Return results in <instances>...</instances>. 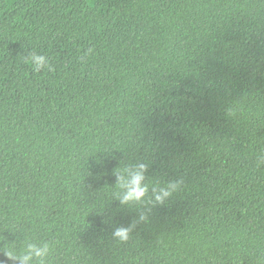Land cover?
Masks as SVG:
<instances>
[{"label":"trees","instance_id":"1","mask_svg":"<svg viewBox=\"0 0 264 264\" xmlns=\"http://www.w3.org/2000/svg\"><path fill=\"white\" fill-rule=\"evenodd\" d=\"M141 163L148 195L122 206ZM29 244L45 264H264V0H0V264Z\"/></svg>","mask_w":264,"mask_h":264},{"label":"clouds","instance_id":"2","mask_svg":"<svg viewBox=\"0 0 264 264\" xmlns=\"http://www.w3.org/2000/svg\"><path fill=\"white\" fill-rule=\"evenodd\" d=\"M28 59L32 64L33 71L37 73L42 70H52L51 63L45 55L33 52ZM147 171L148 166L141 163L135 167L125 168L117 174V188L119 189L117 199L122 206L144 202L149 192V186L145 183ZM181 183V181L177 180L168 182L163 187H153L152 194L155 203L164 204L179 189ZM147 219L148 214L142 213L139 220L134 221L129 227L117 228L113 233L114 237L120 242L128 241L136 225ZM5 253L9 259L18 261V264H31L33 258H40L41 264H45L43 258L47 257L49 247L47 244L42 247L36 244H29L27 250L21 255H17L11 248L7 249Z\"/></svg>","mask_w":264,"mask_h":264}]
</instances>
